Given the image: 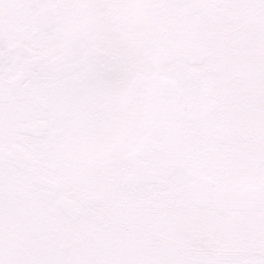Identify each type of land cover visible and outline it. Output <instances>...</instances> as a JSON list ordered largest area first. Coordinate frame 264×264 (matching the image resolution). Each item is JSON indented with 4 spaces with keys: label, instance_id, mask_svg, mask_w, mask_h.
Returning a JSON list of instances; mask_svg holds the SVG:
<instances>
[{
    "label": "snow or ice",
    "instance_id": "1",
    "mask_svg": "<svg viewBox=\"0 0 264 264\" xmlns=\"http://www.w3.org/2000/svg\"><path fill=\"white\" fill-rule=\"evenodd\" d=\"M0 264H264V0H0Z\"/></svg>",
    "mask_w": 264,
    "mask_h": 264
}]
</instances>
